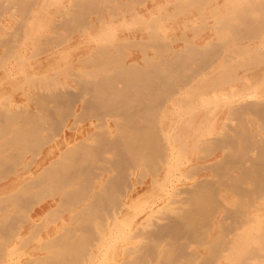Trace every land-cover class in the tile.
Listing matches in <instances>:
<instances>
[{
    "label": "bare ground",
    "instance_id": "1",
    "mask_svg": "<svg viewBox=\"0 0 264 264\" xmlns=\"http://www.w3.org/2000/svg\"><path fill=\"white\" fill-rule=\"evenodd\" d=\"M37 16L79 47L0 74V264H264V0H0V69Z\"/></svg>",
    "mask_w": 264,
    "mask_h": 264
},
{
    "label": "rangeland",
    "instance_id": "2",
    "mask_svg": "<svg viewBox=\"0 0 264 264\" xmlns=\"http://www.w3.org/2000/svg\"><path fill=\"white\" fill-rule=\"evenodd\" d=\"M56 1H59V2H62V0H56ZM173 11V10H172ZM157 14V13H156ZM155 14V15H156ZM17 17V16H16ZM183 17H184V14L183 15H179L176 19L175 18H172L171 20H163L162 21V25H163V28H162V32H163V35H165L166 36V38H171V37H173V33H178V31H179V28H176L174 25H173V22H175V23H177V22H180L182 19H183ZM48 18H50V17H47V16H37V18H36V22H35V28H33V29H31L30 31H31V33H30V35H29V37L28 38H26L25 40H24V42L22 43V45H23V47H24V49H23V53H25L24 54V57L25 58H27V59H24L20 64H18L19 66H16V65H13V60L11 61L12 62V64L11 65H7V66H4V67H2L1 69H0V74H1V72H3V71H9V73L11 74V75H13V77H18V78H22V76H21V73H20V71L18 72V70H21V72H22V74L24 75V77L27 75V76H29V75H31L32 74V72L33 71H36V73L37 72H39V71H37L38 70V68H39V70H40V74L39 73H37L38 75H45L46 73L48 74V73H50V75L51 76H54V75H58L57 77H55L56 79L58 78L59 80H63L64 78H65V75H66V72L67 71H69L71 68H68V67H70V65H69V63L72 61V59L75 57V54L78 52V47H79V45H77L78 44V41H76V35L75 34H73L72 35V39L71 40H69V41H67V42H64V43H61L59 46H57V47H54L53 45V47L54 48H52V46L51 45H44L43 44V46H44V49L45 50H43V52H39V54L36 52V53H32V55L34 54V56L32 57L31 56V52H29V50H30V48L32 49V43H31V39H32V37H31V35H34V34H41V32L44 30L43 28H44V26L46 25V23H47V21L49 20ZM5 22V23H4ZM11 20L9 19V21L6 19V18H2V20L0 21V26L1 27H4L5 29H8V28H10V26H11ZM120 23V24H119ZM164 23V24H163ZM168 25V26H167ZM9 26V27H8ZM111 26H113V27H115V28H112ZM119 26V27H118ZM174 26V27H173ZM106 27H108V29L110 30V31H117L116 33L118 34V35H126L128 32H130V31H136V32H138V29L137 28H135V27H133L132 25H130V24H127L126 22H124V23H121L120 21L118 22V21H116L113 25H110V24H108ZM131 27V28H130ZM118 28V29H117ZM122 30H121V29ZM171 28V29H170ZM116 29V30H115ZM125 29V30H124ZM127 29V30H126ZM168 29V30H167ZM42 30V31H41ZM165 32V33H164ZM197 32H199V31H197ZM195 32H189L188 33V35L190 36V37H194L195 35ZM196 34H198V33H196ZM202 34L203 33H201V31L199 32V34L198 35H196V38L197 37H199V36H202ZM194 35V36H193ZM31 37V38H30ZM195 38V37H194ZM25 41H26V43H25ZM29 42V43H28ZM92 43V42H91ZM90 43V44H91ZM74 46V47H73ZM45 47H47V49L45 48ZM48 48H50V49H48ZM76 49V50H74V49ZM26 49V50H25ZM59 49H63V50H59ZM68 49V50H67ZM72 49V50H71ZM28 50V51H27ZM56 50H57V52H56ZM74 50V51H73ZM129 50H132V48H130ZM30 51H32V50H30ZM45 51V52H44ZM48 51V52H47ZM63 52V53H62ZM28 53V54H27ZM29 53H30V55H29ZM55 53V54H54ZM67 53H68V55H67ZM35 54H38L37 56L35 55ZM54 54V55H53ZM58 54H59V56H58ZM50 55H52V56H50ZM61 55L63 56V57H61ZM28 56H29V58H28ZM31 56V57H30ZM46 56H48V57H46ZM57 58L58 60V64L57 65H51V66H39V62H41L42 64H44V59L45 58ZM59 57H60V59H59ZM67 57V58H66ZM38 59V60H37ZM66 59V60H65ZM29 60V61H28ZM37 60V61H36ZM26 61V62H25ZM60 61V62H59ZM65 63H64V62ZM68 61H69V63H68ZM38 62V63H37ZM26 63V64H25ZM35 63V64H34ZM63 63V64H62ZM67 63V64H66ZM31 64V65H30ZM34 64V65H33ZM65 64L68 66V67H65ZM25 66H27V67H25ZM57 66V67H56ZM65 67L66 68V70H64V71H66V72H64L63 70V72H59L58 70L59 69H61L62 67ZM18 67H20V69L18 68ZM24 67V68H23ZM46 67L48 68V69H46ZM50 67H52L50 70H49V68ZM44 68H45V70H44ZM57 68V69H56ZM64 68V69H65ZM9 69V70H8ZM18 69V70H17ZM25 71H24V70ZM52 69H55V71H56V74H54L53 75V70ZM68 69V70H67ZM47 70V71H46ZM45 71V72H44ZM52 71V72H51ZM55 73V72H54ZM62 74V76H61V74ZM16 74V75H15ZM18 74H19V76H18ZM15 75V76H14ZM61 76V77H60ZM61 79H60V78ZM63 77V78H62ZM17 95V94H16ZM209 109H214L215 110V108L213 107V106H211V105H209ZM216 110H219V108L218 109H216ZM215 110V111H216ZM86 124H87V121H85V122H80V126L81 125H84L85 127H86ZM208 124H210V123H208ZM211 124H212V122H211ZM210 124V125H211ZM195 153V154H194ZM188 154H189V157L191 158L192 157V155H193V157L192 158H194L195 156H198V155H201V152H196V151H193V153H191V151H189L188 152ZM29 158V157H28ZM137 172H138V170L137 171H135V177L134 178H136L137 180H138V178H139V180L142 182V184L139 186V185H136V187H137V193H138V195H141L140 193H145L146 191H147V185H148V182L150 181V177L149 176H143L142 175V177H144V178H142V177H136V175H137ZM177 173V172H176ZM139 176H141L140 175V173H139ZM135 179V180H136ZM136 180V181H137ZM154 198H157L159 195H160V193H156V192H154ZM138 208H135V209H133L132 211H131V215L132 214H134V213H137L138 211H139V209L137 210ZM135 211V212H134ZM263 215H264V210H263ZM51 224V223H50ZM124 229H125V226H124ZM41 236H44V232H42L41 233ZM127 243H129V241H127ZM126 243V240L124 239V244H127ZM35 244V241L33 242V244L32 245H34ZM24 251H26L25 250V248H22V249H15V251H13L14 253H13V256L14 257H17V256H20ZM17 254V255H16ZM109 259V261H110V256H109V254H108V256H101L100 257V260L103 262L102 264H106V262H107V260Z\"/></svg>",
    "mask_w": 264,
    "mask_h": 264
}]
</instances>
